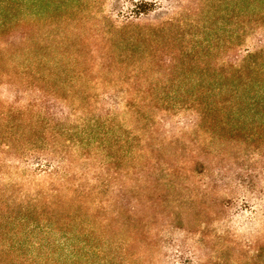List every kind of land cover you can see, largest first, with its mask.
I'll use <instances>...</instances> for the list:
<instances>
[{
	"label": "rangeland",
	"instance_id": "1",
	"mask_svg": "<svg viewBox=\"0 0 264 264\" xmlns=\"http://www.w3.org/2000/svg\"><path fill=\"white\" fill-rule=\"evenodd\" d=\"M0 216L5 264H264V0H0Z\"/></svg>",
	"mask_w": 264,
	"mask_h": 264
},
{
	"label": "trees",
	"instance_id": "2",
	"mask_svg": "<svg viewBox=\"0 0 264 264\" xmlns=\"http://www.w3.org/2000/svg\"><path fill=\"white\" fill-rule=\"evenodd\" d=\"M11 67L12 68H15V70L16 69H18V70H21L22 68H24L25 66H24V64H20V63H14V65L13 64H11ZM11 86L13 87V88H11V90H10V88H9V90L11 91V93L12 92H14V87L16 86V84H14V83H12L11 84ZM62 167V166H61ZM58 168H60V165H57V167L55 168V169H51V170H44V172H45V174H47V175H53V174H56V173H58V172H62V171H58ZM71 201H74V198H72L71 199ZM65 205H66V203H64ZM67 205H72V204H67ZM62 207H64V205L63 204H57L56 205V210H58V209H60V208H62ZM2 211V210H1ZM2 221V219H1V216H0V222ZM0 228H1V223H0ZM15 250V251H14ZM16 252V249H12V247H10V246H8L6 249L5 248H3V246H1V248H0V264H5V261L6 260H8V259H10L11 258V256L10 255H12V254H14ZM16 257H18V256H16ZM107 257L108 258H106V261H107V264H114V263H116V262H118V256H116V254H108L107 255ZM117 264V263H116Z\"/></svg>",
	"mask_w": 264,
	"mask_h": 264
}]
</instances>
